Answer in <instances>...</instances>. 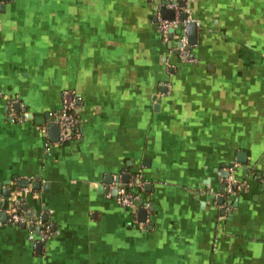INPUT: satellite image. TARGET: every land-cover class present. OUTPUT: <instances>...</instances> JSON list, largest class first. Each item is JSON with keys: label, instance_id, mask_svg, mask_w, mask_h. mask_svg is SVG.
Listing matches in <instances>:
<instances>
[{"label": "crops", "instance_id": "crops-1", "mask_svg": "<svg viewBox=\"0 0 264 264\" xmlns=\"http://www.w3.org/2000/svg\"><path fill=\"white\" fill-rule=\"evenodd\" d=\"M166 1L0 0V264H264V0H188L192 64L161 41ZM72 96L79 138L46 152ZM225 172L244 186L219 220ZM136 173L144 227L107 197ZM20 181L54 233L39 253L7 223Z\"/></svg>", "mask_w": 264, "mask_h": 264}, {"label": "built area", "instance_id": "built-area-1", "mask_svg": "<svg viewBox=\"0 0 264 264\" xmlns=\"http://www.w3.org/2000/svg\"><path fill=\"white\" fill-rule=\"evenodd\" d=\"M164 9L170 10L173 13L172 19H164L162 16V11ZM156 10V27L157 31L161 37L163 43H168L169 31L173 28L181 27L178 34H173L170 39L171 48L168 50L169 57L176 56L181 62L192 64L196 62V59L191 53L192 45L188 42V37L186 33V25L188 23L196 21L192 18L190 13V7L188 0L182 1H166L158 4L155 7ZM182 14L187 16L186 19H181ZM175 39V45L173 42ZM167 71H171L173 65L167 62ZM165 86L166 92H169L170 85L162 84ZM63 100L61 108L57 111L48 114V122L45 126L41 127L39 130L45 137V146L48 151V146L51 141L48 135V126L55 124L58 127V139L56 143L65 144L71 141H75L79 138L78 130V117L76 114V100L72 96ZM10 109L8 111V116L15 121L22 123L26 121L25 112L23 109L20 112L15 111L10 103ZM234 168V167H233ZM125 175L119 174L116 182L108 185L107 187V197H112L114 191H116V203L123 209L127 210L133 218V222L140 227H144L149 221V216L151 212V204L149 201L145 200L141 194L142 186L144 181L140 180V174L136 173L134 180L137 179V184L135 185L132 181L128 180L127 183H122L121 178ZM133 180V181H134ZM226 183V194L222 196V203L218 204V210L222 212V216H219V220H223L224 216L231 212L232 207L230 204V198L236 194L238 191L243 189V183H237L233 176L229 175L225 178ZM140 189V191L138 190ZM29 194L35 195V191L27 188H19L12 192L10 197V205L6 214L8 216L7 223L11 226L20 227L21 225L27 229L29 233V241L34 248L43 247V245L53 236L52 226L49 222L44 219L43 213H34L32 216L28 213L30 210H24V200ZM22 200V203H21ZM142 210L145 214V220L139 222L137 220L138 212ZM38 230V234H35V230Z\"/></svg>", "mask_w": 264, "mask_h": 264}, {"label": "water", "instance_id": "water-1", "mask_svg": "<svg viewBox=\"0 0 264 264\" xmlns=\"http://www.w3.org/2000/svg\"><path fill=\"white\" fill-rule=\"evenodd\" d=\"M162 16H163L164 19H169V20H170V19H172V17H173V13H172V11H170V10L164 9V10L162 11ZM186 18H187V16H186L185 14H182L181 19L184 20V19H186ZM180 30H181V27L178 26V28H173V29H171V30L169 31V36H168L169 41H168V43H167V47H168V48L171 47L170 39L172 38V35H173V34H178V33L180 32ZM186 33H187V37H188V42H189V44H190V45H195V44H196V41H197V26L195 25L194 22L188 23V24L186 25ZM68 100H70V99L68 98ZM32 117H33V116H32L31 114H28V115H27V118H28V119H32ZM48 131H49V138H50V140H51L52 142H56L57 139H58V127H57L55 124H51V125L49 126V128H48ZM238 156H239V159H238V160H239L240 162H245V161H244V158H245L246 156H245L244 153L239 154ZM230 167L233 168L234 166H233V165H230ZM229 175H230V174H229L228 172H225V173L222 175V177H223V178H227ZM128 180H129V179H128V176H126V175L123 176V177L121 178L122 183H127ZM17 186H19V187H21V188H27V187L29 186V183L26 182V181H20V182L17 183ZM30 186H31V188H32L33 190H38V189L40 188V183H39L38 181H36V182L31 183ZM42 186H43V192H44V193H47L48 184L46 183V184H43ZM145 188H148V187L145 186ZM221 188H222V190L220 191V194H222V195H223V194H226V183H223V184L221 185ZM2 194H3L5 197H9V196H10V191H6V192L4 191ZM113 195L116 196V191L113 192ZM216 202H217L218 204L222 203V198H218V199L216 200ZM1 206H2V204L0 203V207H1ZM23 209H24V210H27V206H26V205H23ZM28 214L32 216V215L34 214V212L32 211V212H29ZM144 216H145L144 211L140 210V211L138 212V218H139V220H141V221L144 220ZM3 218L5 219L6 217H5V215H4L3 212H0V220H3ZM3 221H4V220H3ZM3 221H1V222H3ZM20 228H21V229H25L23 225H21ZM35 234H36V235L38 234V230H37V229L35 230ZM39 249H40V247L37 248V250H38L37 252H38V253H39Z\"/></svg>", "mask_w": 264, "mask_h": 264}, {"label": "trees", "instance_id": "trees-1", "mask_svg": "<svg viewBox=\"0 0 264 264\" xmlns=\"http://www.w3.org/2000/svg\"><path fill=\"white\" fill-rule=\"evenodd\" d=\"M174 45H175V43H174ZM21 203H22V200H21Z\"/></svg>", "mask_w": 264, "mask_h": 264}]
</instances>
